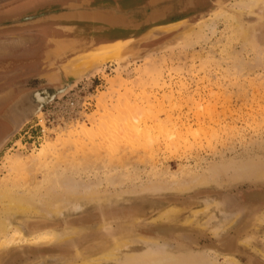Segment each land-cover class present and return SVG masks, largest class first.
Returning <instances> with one entry per match:
<instances>
[{"label": "rangeland", "instance_id": "rangeland-1", "mask_svg": "<svg viewBox=\"0 0 264 264\" xmlns=\"http://www.w3.org/2000/svg\"><path fill=\"white\" fill-rule=\"evenodd\" d=\"M33 1L0 0V12L5 5L19 8ZM186 13L130 24L133 37L111 52H97L96 39L103 33L78 23L75 33L85 39L81 44L89 39L93 47L86 53L82 46L72 48V55L79 54L63 66L61 76L50 71L29 80V86L37 88L60 85L74 75L80 77L0 145V219L9 209L6 202L10 198L33 194L41 203L46 198L41 195L42 187L49 184L51 175L54 179L61 175L62 179L54 185L49 208L52 197L69 198L70 187L82 186L85 181L94 184L98 180L97 191L102 193L98 197L106 201L80 200L77 210L65 201L59 216L16 214L11 221L21 231L17 236L14 230L0 233V264H127L131 255L150 246L145 242L153 234L150 227L161 222L160 215L167 211L176 216L174 221L198 230L189 236L160 239L167 252L189 258L215 252L216 264H228L229 260L233 264H264V202L250 205L243 199L245 192L264 191V0H199ZM9 19L0 18V25L12 29L6 33L16 35L15 28L23 26L28 37L35 34L28 30L33 29L30 23L21 25L18 18ZM172 19L175 22L166 23ZM56 20L60 19L49 16L39 21L60 22ZM162 22L166 24L157 25ZM85 71L89 75H83ZM125 98L132 103L128 107H137L134 115L138 120L131 123H136L134 131L127 128L133 126H125L128 118L120 121ZM4 103L0 109L6 107ZM94 113L102 115L98 123L92 119ZM6 119L7 112L0 111V141L10 131ZM46 140L55 142L51 163L21 178L12 173L16 180L11 175L4 177L9 168L6 155L21 153L24 157ZM55 156H59L58 161ZM211 168L217 171L212 174ZM192 175L198 179L207 175L210 180L206 178L208 183L201 184L192 180V185L184 186ZM179 180L183 188H179ZM8 193L12 195L9 199ZM100 204L116 209L109 212L118 219L100 227ZM80 219L85 220L81 226L92 228L75 241H36L48 237L49 232L64 233ZM35 223L45 228L34 229ZM109 250L108 257L102 256ZM210 256L206 257L211 261Z\"/></svg>", "mask_w": 264, "mask_h": 264}, {"label": "bare ground", "instance_id": "bare-ground-1", "mask_svg": "<svg viewBox=\"0 0 264 264\" xmlns=\"http://www.w3.org/2000/svg\"><path fill=\"white\" fill-rule=\"evenodd\" d=\"M79 12V11H78ZM80 13V12H79ZM79 13H78V17H80V15H79ZM82 13V12H81ZM101 13V12H100ZM157 13V12H156ZM84 14H86V13H84ZM64 15H67V19L68 20H71V19H74L73 17L75 16H70L71 14H69V13H66V14H64ZM72 15H73V13H72ZM82 15V14H81ZM85 16V15H84ZM148 16V15H147ZM163 15H160V17H162ZM92 17H95V18H97V20H102V21H106V22H108V23H119V22H123L124 21V17H122V16H117L116 18L115 17H110V16H107V15H105V14H98V13H93L92 14ZM160 17H158L157 15H153L152 17H149V18H151L152 20H157V19H160ZM86 20H89V17L87 16V19ZM125 25H127V27L129 28L130 27V23H128V24H125ZM81 33V32H80ZM111 39V38H110ZM112 39H114L113 41H109V42H105V43H102V44H100L99 46H98V48L100 49V50H97V52H111V51H114V50H117V48L118 47H120L121 45H122V43L125 41V39H120V37H119V39H117V37L116 38H112ZM115 39H117V40H115ZM55 40V42H57L56 41V39H54ZM77 40V39H76ZM81 40H83V39H81ZM81 40H77V41H81ZM53 41V40H52ZM69 42V43H68ZM56 44V46H54V51L53 52H55V54L56 53H58V52H60L61 50H64V49H68V47H72L71 45H73L71 42H70V40H68V41H65V40H61L60 38L58 39V42L57 43H55ZM55 44H53V45H55ZM71 44V45H70ZM125 44V43H124ZM79 45H81V44H79ZM78 46V45H77ZM92 53V52H91ZM70 71H72V70H70ZM87 71H85V72H83V75H89L88 73H86ZM89 72V71H88ZM90 72H91V70H90ZM86 73V74H85ZM46 97L44 96V95H41V93H39L38 91H36V90H32V91H29V92H27V93H25V94H23L21 97H20V99H18V101H17V104L19 105V107L20 108H16V109H18V110H16L13 106H12V108H11V106H10V108H9V112L7 113V119L6 120H8L9 122H11L10 124L13 126V130H12V132H16L19 128H20V118H21V115L22 116H24V114L22 113L23 112V110H28L30 113L33 111L34 113H36L37 112V110L39 109V107L42 105V102L44 101V99H45ZM146 99V98H145ZM129 100V99H128ZM133 101V100H132ZM146 101V100H145ZM134 102V101H133ZM125 104V105H124ZM124 106L126 107L125 108V110H123V112H122V115L121 116H125V118H122L121 116H120V121H123L122 119H127V122H129L130 120L129 119H131V122H130V124H127V122H126V124H125V126H130L131 125V123H133V121H132V119L133 120H135V119H137L138 117H136L135 118V115L137 114V113H135L136 112V110H137V107H135V109L136 110H134L133 108V106H132V108L131 107H128L129 106V104L131 105L132 103L131 102H127V98H125L124 99ZM145 104V103H144ZM147 104V103H146ZM123 106V107H124ZM134 106H136V105H134ZM139 108V107H138ZM145 108V107H144ZM12 109V111H10ZM20 109H22V110H20ZM140 109V108H139ZM141 109H143V108H141ZM140 109V110H141ZM139 110V111H140ZM142 112L144 111V110H141ZM40 112V110L38 111V113ZM144 113H145V111H144ZM6 113H4V115H5ZM37 114V113H36ZM135 114V115H134ZM139 114V113H138ZM143 114V113H142ZM92 115V117H94V118H92L93 120H94V122L95 123H98L99 122V120L100 119H102V115L101 116H98V114L97 113H94V114H91ZM91 115H90V118H91ZM145 115H146V113H145ZM28 116V115H27ZM96 116V117H95ZM147 116V115H146ZM125 120H124V122H125ZM138 120V119H137ZM94 123V124H95ZM91 124H93V123H91ZM124 124V123H123ZM134 124H136V123H134ZM134 124L133 125H131V126H133L134 127ZM20 125V126H19ZM19 126V127H18ZM125 126H123V128L125 127ZM18 127V128H17ZM188 127V126H187ZM17 128V129H16ZM127 128H129L130 129V131H131V129H132V131H134L135 130V128H136V126L134 127V128H131V127H127ZM140 128V127H139ZM144 128V127H143ZM151 128V127H150ZM186 128V127H185ZM79 129V128H78ZM81 129H82V127H81ZM134 129V130H133ZM141 130H143V129H141ZM187 130V129H186ZM140 131V130H139ZM144 131V130H143ZM11 132V133H12ZM135 132H138L137 130L135 131ZM146 132H148V131H146ZM87 134H88V132H86ZM85 133V134H86ZM139 133V132H138ZM69 134V133H68ZM128 134V133H127ZM137 134V133H136ZM140 134V133H139ZM138 134V135H139ZM89 135V134H88ZM141 135H142V133H141ZM148 135V134H147ZM177 135V134H176ZM5 136V135H4ZM9 136V134L7 135V136H5V137H3L1 140V142H0V145L7 139V137ZM77 136V135H76ZM140 136V135H139ZM149 136V135H148ZM68 137H69V135H68ZM130 136L128 135V138H129ZM133 137V136H132ZM70 139H71V137H69ZM73 138V137H72ZM127 138V139H128ZM131 138V137H130ZM147 138H149V137H147ZM172 138H173V135H172ZM146 139V138H145ZM79 140V139H78ZM113 140V139H112ZM118 140V139H117ZM134 140V139H133ZM138 140V139H137ZM170 140V139H169ZM168 140V141H169ZM171 141H172V139H171ZM183 141V140H182ZM113 142H115V141H113ZM132 142V141H131ZM145 142V141H144ZM170 142V141H169ZM195 142V141H194ZM53 143H55V142H53ZM52 142H50L49 140H46L44 143H42V145L39 147V148H37V149H35L34 151H32L33 153H30V154H28V155H26V156H22V155H20L19 153L18 154H15V156H10V155H6L5 157H4V161L6 162V164L8 165V169H7V173H6V175L4 176L5 178H7L8 179V177L12 174V173H18L17 175L19 176V174H20V178H21V175L22 176H24V175H26V174H30V172L31 171H33L34 170V168H35V170L37 169V168H39V167H43V166H45V165H48L49 163H48V161L51 163L52 161V159H51V157L53 158V156L56 154V148H55V146H54V144H53ZM63 143V142H62ZM136 143V142H135ZM138 143V142H137ZM139 143H141L142 144V142H139ZM165 143V142H164ZM109 144V143H108ZM209 145H210V143H209ZM80 146V145H79ZM112 146V145H111ZM117 146V145H116ZM170 146V145H169ZM175 146V145H174ZM178 146V145H177ZM199 146V145H198ZM114 147V146H113ZM176 147V146H175ZM107 148V147H106ZM109 148H111V147H109ZM178 148V147H177ZM76 149H77V147H76ZM82 149V148H81ZM109 150V149H108ZM36 151V152H35ZM106 151V150H105ZM111 152V151H110ZM112 153V152H111ZM53 155V156H52ZM58 155V154H57ZM60 155H62L61 153H60ZM109 155V154H108ZM115 156V155H114ZM59 157V156H58ZM58 157H56L55 156V158H56V160H57V158ZM107 157H109V156H107ZM152 157V156H151ZM61 158V157H60ZM51 159V160H50ZM63 159V158H62ZM66 159V158H65ZM59 160V159H58ZM57 160V161H58ZM60 161H61V159H60ZM55 162V161H54ZM110 162V161H109ZM56 164L55 165H57V163L58 162H55ZM59 163H63L62 161L61 162H59ZM78 163V162H77ZM219 164V163H218ZM64 165V164H63ZM51 166V165H50ZM52 166H53V164H52ZM245 167V166H244ZM4 168V167H3ZM65 169V168H64ZM220 169V168H219ZM218 169V170H219ZM35 170H34V173H35ZM50 170V169H49ZM164 171V170H163ZM205 171V170H204ZM208 171L209 170H207V174H208ZM210 171H211V173L212 174H214L216 171H217V169L216 168H211L210 169ZM222 171V170H221ZM128 172V171H127ZM51 173V172H50ZM161 173V172H160ZM47 174V173H46ZM196 174V173H195ZM202 174V173H201ZM210 174V173H209ZM17 175H15V176H17ZM119 175H120V172H119ZM230 175V174H229ZM14 175H13V177H14V179L16 178ZM61 176V175H60ZM59 176V178L60 179H62V176L60 177ZM64 176V175H63ZM117 176V175H116ZM182 176H183V174H182ZM193 176V177H192ZM191 177H192V179L190 180L189 178V182L186 180V182H184V184L182 183V181H180V184L182 185H184L185 186V184L187 183L188 185H192V180H194V182L196 183H198V182H200V183H198V184H201L202 182H204V183H206L208 180H210L209 178H207L208 176L207 175H203L204 177L203 178H201L202 177V175H201V177L198 179V177H196V176H194V175H192ZM257 176V175H256ZM12 177V175H11V178H13ZM110 177H111V174H110ZM110 177L108 178V181H111V180H109L110 179ZM209 177H210V175H209ZM5 178H2V181H5ZM19 178V177H18ZM41 178V177H40ZM52 178V179H51ZM51 178L49 179V180H47V181H49L48 183V185L45 187V185L42 187V189L44 188V191H43V194H41L40 192H39V196H40V194L41 195H44L45 197V199H42L41 201L43 202V204L41 205V203H40V201H36V200H34V197H33V194H30L29 195V197H22V198H10V196H12L11 195V193L8 195V199L10 198V200L8 201V202H6L7 204H8V207H9V209L6 211V213H4V211H5V209H4V211H3V209L1 210V212L3 211V213L5 214L4 215V217L3 218H1L0 219V233L1 234H4V233H7L9 230H14V232H15V234H14V236H17L18 235V233L21 231V228L17 225V226H15L13 223H12V221H11V219H12V217H14V216H16V214H31V213H41L42 214V216H45V215H47V214H51V213H54L55 215L57 214H59V213H61V210L63 209V208H65V206H66V202L65 201H68L69 203H68V205L69 206H71V209H72V207L74 208V209H76V208H79L80 209V200H87V201H90V203L93 201V200H95V199H97V201H101L102 202V200H103V198L102 197H98V196H100L102 193H100V195L98 194V191H97V185H99V183L100 182H97V183H95L96 181H98V180H96L95 182H94V184L92 183L91 184V182H87L86 184H84V183H82L83 185L82 186H79V187H77L76 185H73L74 187H70V185H69V187L72 189V191L70 192V194H69V198H67L66 196H64V199L62 198V199H60V198H55V197H52V199H53V203H51L52 205L50 206V208H49V206H48V202H51V192H52V190H53V188H54V185H56V184H59L58 182H61V180H59V178H53L52 177V175H51ZM88 178V177H87ZM207 178V181L205 182V179ZM212 178H214L213 176H212ZM215 178H216V176H215ZM6 179V180H7ZM78 179V178H77ZM104 179H105V177H104ZM107 179V178H106ZM117 179V178H116ZM115 179V180H116ZM228 179V178H227ZM237 180H238V178H236ZM259 179V178H258ZM10 180V179H9ZM16 180V179H15ZM20 180V179H19ZM54 180V181H53ZM67 180V179H66ZM83 180V179H82ZM113 180V179H112ZM114 180V181H115ZM216 180H218V179H216ZM41 181V180H40ZM89 181V180H88ZM100 181V180H99ZM102 181V180H101ZM213 181H214V179H213ZM231 181V180H230ZM239 181V180H238ZM6 182V181H5ZM10 182V181H9ZM38 182V181H37ZM112 182V181H111ZM116 182V181H115ZM168 182V181H167ZM170 182H171V180H170ZM191 182V183H190ZM193 182V183H194ZM209 182H212V181H209ZM232 182V181H231ZM18 183V182H17ZM22 183V182H21ZM63 183V182H62ZM67 183V182H66ZM69 183V182H68ZM90 183V184H89ZM110 183V182H109ZM117 184H118V182H116ZM173 183H174V181H173ZM190 183V184H189ZM196 183V184H197ZM208 183V182H207ZM214 183H215V181H214ZM2 184V183H1ZM6 184V183H5ZM4 184V185H5ZM12 184V183H11ZM16 184V183H15ZM112 184V183H111ZM120 184V183H119ZM179 184V185H180ZM60 185H62V184H60ZM58 186V187H61V186ZM110 185V184H109ZM178 185V186H179ZM180 185V186H181ZM183 185H182V187H179V188H183ZM187 185V186H188ZM67 186H68V184H67ZM66 186V187H67ZM194 186V185H193ZM6 187H7V185H6ZM26 187V186H25ZM135 187V186H134ZM189 187V186H188ZM192 187V186H191ZM190 187V188H191ZM146 188V187H145ZM155 188H157V187H155ZM176 188V187H175ZM185 188H187V187H185ZM184 188V189H185ZM28 189V188H27ZM148 189V188H147ZM163 189V188H162ZM187 189H189V188H187ZM39 190V189H38ZM99 190V189H98ZM138 190V189H137ZM144 190V189H143ZM179 190H183V189H179ZM186 190V189H185ZM29 191V190H28ZM122 191V190H121ZM132 191V190H131ZM130 191V192H131ZM30 192V191H29ZM45 192V193H44ZM101 192V191H100ZM129 192V193H130ZM18 193V192H17ZM128 193V192H127ZM128 193V194H129ZM98 194V195H97ZM110 194V193H109ZM108 194V195H109ZM116 194H118V193H115V195ZM122 194H125V192L124 193H122ZM131 194V193H130ZM114 194H113V196H115ZM107 196V195H106ZM105 196V197H106ZM42 197V196H41ZM108 198H109V196H107ZM116 197H119V196H116ZM37 198H39V197H37ZM36 198V199H37ZM107 198V199H108ZM68 199V200H67ZM100 199V200H99ZM238 199V198H237ZM243 199H244V201H245V203L246 204H250V205H254V204H259V203H262V202H264V191H251V192H245V194H244V196H243ZM40 200V199H39ZM45 200V201H44ZM105 200V199H104ZM104 200H103V202H104ZM106 201V200H105ZM98 202V203H99ZM83 203V202H82ZM88 203V202H87ZM93 203H94V201H93ZM67 205V206H68ZM83 205V204H82ZM97 205V204H96ZM7 206V205H6ZM247 206V205H246ZM51 207H52V209H51ZM113 209L112 207H106V206H104V205H102V204H100L99 206H98V210H99V215H98V218L100 219V221H101V223H100V227H101V224H102V226L104 227V226H107L108 224H107V222H109V221H111V220H114L115 219V217H116V219H118V217L117 216H112V215H110V212L109 211H111V209ZM169 209V208H168ZM50 210H52V211H50ZM64 210V209H63ZM77 210V209H76ZM113 210H116V209H113ZM167 211V210H166ZM63 212V211H62ZM114 212V211H113ZM116 212V211H115ZM40 214V215H41ZM112 214V213H111ZM177 214V213H176ZM2 215V214H1ZM34 215V214H33ZM59 216V215H58ZM214 217V216H213ZM212 217V218H213ZM261 217H262V215H261ZM174 218H176V216L175 215H173L171 212H169V211H167V212H164L162 215H160V220H161V222H154V224L152 225V227H150V230L151 231H153L152 233V235L150 236V237H148V239H150V240H146L145 242H147L150 246H147L146 248H145V250L143 251V252H141L140 254H137V255H135L134 257H131L130 256V258H129V261H128V263L127 264H216L215 262V260H216V256H215V252H213V254H211V256L210 255H208V254H206V256L207 257H211L210 259H211V261H213V262H211L205 255L203 256V254H201L202 256H194V257H186V255H184V254H182V253H172V252H167L166 250H165V248H164V245H160V243L158 242L160 239H164V238H169V236H173V237H175L176 236V238L177 237H182V236H185V235H190L192 232H195V231H198V230H194V229H190L189 227H188V225L187 224H185V222H183V223H178V222H176V221H174L175 219ZM208 218H210V217H208ZM211 218V219H212ZM248 218V217H247ZM256 218V217H255ZM136 219V218H135ZM138 219V218H137ZM177 219V218H176ZM210 219V220H211ZM263 219H264V215H263ZM132 220V219H131ZM207 220H209V219H207ZM207 220H206V222H207ZM258 220H260V219H258ZM134 221V220H133ZM135 221H137V220H135ZM134 221V222H135ZM145 221V220H144ZM262 221V220H261ZM264 221V220H263ZM262 221V222H263ZM138 222V221H137ZM257 222H259L260 223V221H257ZM80 223H82L83 225L85 224V220H83V219H80V220H78L77 221V224H72V226L71 227H68V228H66V231H64V233H57V232H55V231H53L52 233L51 232H49V236L48 237H46L45 239H41V238H39V239H36V241H38L39 243H42V244H44V243H48V242H51V241H55V240H58V241H60V240H62V239H66L67 241L68 240H70V241H75L74 239H77L79 236H81L80 234H83V232L84 231H89V230H91V228H90V226H87V225H85V226H81V224ZM112 223V222H111ZM127 223V222H126ZM220 223V222H219ZM223 222H221V224H222ZM39 223H35V224H33V228L34 229H43V228H45V225H42V223L41 224H39ZM133 224V223H132ZM202 224V223H201ZM207 224H208V222H207ZM255 224V223H254ZM258 224V223H257ZM98 225H99V223H98ZM217 225V224H216ZM224 225V224H223ZM148 226V225H147ZM150 226V225H149ZM217 227H218V225H217ZM216 227V228H217ZM221 227V226H220ZM46 228H48V227H46ZM147 228H149V227H147ZM222 228V227H221ZM101 229V228H100ZM103 229V228H102ZM105 229H106V227H105ZM108 229V228H107ZM109 230V229H108ZM145 230V229H144ZM149 230V231H150ZM200 230V229H199ZM218 231H220V229L218 230ZM122 233V232H121ZM131 233V232H130ZM133 233V232H132ZM196 233V232H195ZM212 233V232H211ZM216 233V232H215ZM119 234V233H118ZM136 234V233H135ZM100 235V234H99ZM138 235V234H137ZM192 235V234H191ZM14 236H12L13 237V239L15 240V238H14ZM154 236V237H153ZM12 237H10L9 239L11 240L12 239ZM113 237V236H112ZM139 237H141V236H139ZM248 237V236H247ZM245 238L244 239V241H247V239L248 238ZM111 238V237H110ZM152 238V239H151ZM138 239V238H137ZM10 240H9V242H6L3 246L5 247H7V245L10 243ZM236 241V240H235ZM241 241H243V239L241 240ZM15 243V242H14ZM144 243V242H143ZM163 243V242H162ZM35 244V243H34ZM152 244H155L156 246H157V248H152L151 247V245ZM231 245V244H230ZM246 245V244H245ZM3 246H1L2 248H3ZM78 246V245H77ZM116 246H117V243H116ZM9 247V246H8ZM38 247V246H37ZM79 247V246H78ZM76 248V247H75ZM113 248H115V247H113ZM169 248V247H168ZM14 249V248H13ZM216 249L218 250V248L216 247ZM214 250V249H213ZM9 251V250H8ZM11 251V250H10ZM78 251L79 250H77V253H78ZM83 251V250H82ZM219 251V250H218ZM231 252V251H230ZM81 253V252H80ZM79 253V254H80ZM7 254V253H6ZM36 254V253H35ZM109 254H111V251L109 250L108 252H104V254L102 255V256H107V255H109ZM124 254V257H125V253H123ZM122 254V255H123ZM234 254V253H233ZM128 255V254H127ZM24 256V255H23ZM112 256V255H111ZM109 257V258H111L112 259V257ZM114 256V255H113ZM4 257V256H3ZM78 257V256H77ZM103 257V258H104ZM108 257V256H107ZM206 257V258H205ZM98 258H102V257H98ZM114 258V257H113ZM127 258V257H126ZM106 259V258H105ZM128 259V258H127ZM207 259V260H206ZM227 259V258H226ZM229 259V258H228ZM228 259H227V261H228ZM231 259V258H230ZM20 260V259H19ZM98 260V259H97ZM96 260V261H97ZM107 260V259H106ZM114 260V259H113ZM125 260V259H124ZM13 261H14V259H13ZM94 262V261H93ZM126 262V261H125ZM124 262V263H125ZM7 263V262H6ZM228 264H233L232 263V260H229L228 262H227ZM126 264V263H125Z\"/></svg>", "mask_w": 264, "mask_h": 264}, {"label": "flooded vegetation", "instance_id": "flooded-vegetation-1", "mask_svg": "<svg viewBox=\"0 0 264 264\" xmlns=\"http://www.w3.org/2000/svg\"><path fill=\"white\" fill-rule=\"evenodd\" d=\"M197 1L199 0H34L31 4H27L19 8L13 6L12 4L5 5V8L2 9L0 12V18L3 16L4 18H10L9 20L12 19L16 20V18H18L19 21H21L20 23L21 25L23 23H30L33 29H28V30H31L30 33H35V34H31L29 36L30 38L28 37L29 32L24 34L26 38L25 41L26 45L29 46L27 48V52L23 56L24 59L26 60L24 62L25 65L24 70L19 72L17 75L13 74V78H14L13 80L12 79L6 80V83L5 84L3 83V86H6V84L9 85L12 82L15 83L19 81L20 83H22L19 89L20 92L13 93V95L7 98L6 103H4L6 104L5 105L6 107L0 109V111H4L8 113L10 106L12 108L13 105L15 109L17 107L20 108L19 105L17 104L18 98L22 96L24 93H27L31 90L36 89L40 91L41 95H44L41 91V89H43L44 87H37V88H35L36 86L30 87L29 80L37 79L43 73L45 72L48 73L50 71H54L61 76L63 74L62 72L63 66H66L68 61L71 62L72 58L77 57L79 54L78 52H75V54L72 55L71 52L72 48L76 49L78 48V46H82L83 47L82 49L85 50L84 52L86 53L87 49L93 47V44L91 43L92 41H90L89 39H86L85 44L83 43L81 44L80 41H77L83 39L78 32L75 33V30L78 29L76 27L79 26L78 23H80L82 16L86 15L88 17H91L93 13H98V14L103 13L107 16H110L111 18L112 17L116 18L117 16L124 17L123 25L128 23L144 24L146 23V21L147 22L154 21L151 18H149L152 17L153 15H157L158 17H160V15H163L164 17V16H173V15H183L184 12L185 14H187L186 11L190 9L192 5L196 4ZM66 13L71 14L70 16L75 15L73 17L74 19H71V27L76 28L74 29L73 32L67 33L64 31L66 26L67 28L68 26L70 27L68 23L62 21L64 19L61 20L62 16ZM78 13L80 17L77 16ZM49 16L54 17V19L59 16L60 20H56V21H60V22H55L53 24L49 22L47 24H44L43 21L42 22L39 21L40 19ZM173 22H175V19L169 20L166 23L171 24ZM166 23L162 22L157 25H162ZM93 24H94L93 19L87 20L86 22V25L88 26L89 25L93 26ZM6 25L7 24L0 25V28L3 26V29L2 28L0 29V33H4L9 30H12V29H6L8 27ZM27 27L29 26L26 25V28ZM20 29H24V27L23 26L19 27V29L15 28V31ZM46 31H51V32L46 34ZM102 33H103L102 36L96 39L98 40V45L114 40V39H108V37H106L107 36L106 32H102ZM59 38L61 40H65V39L71 40V43L74 44L73 45L70 44L72 46L71 48L68 47V49L61 50L60 52L55 54V52H53L55 49L54 46H56L55 43L58 42ZM54 39H56L57 42H55ZM117 39H119V37H117ZM83 40L81 41L83 42ZM84 52H80V53H84ZM88 53L92 54L90 51H88ZM43 103L44 101L42 102V104ZM10 111H12V109ZM22 113L24 114V116L21 115L20 125L24 124V122L28 118L27 115L30 114L28 110H23ZM10 123L11 122H9V124ZM12 130H13V126L10 124V131L5 134V136L9 134L7 139L15 133L12 132Z\"/></svg>", "mask_w": 264, "mask_h": 264}, {"label": "crops", "instance_id": "crops-1", "mask_svg": "<svg viewBox=\"0 0 264 264\" xmlns=\"http://www.w3.org/2000/svg\"><path fill=\"white\" fill-rule=\"evenodd\" d=\"M83 18H81L82 20ZM70 27H65V30H71ZM67 31V32H68ZM16 35H11L6 32L0 33V103L6 102L13 93H19L22 83L19 81L3 86L6 80H13V74L17 75L24 70V55L27 52L26 38L24 30H16ZM65 41H68L65 39ZM71 42V40H70ZM69 43V42H68ZM10 78V79H9ZM18 90V91H17Z\"/></svg>", "mask_w": 264, "mask_h": 264}, {"label": "water", "instance_id": "water-1", "mask_svg": "<svg viewBox=\"0 0 264 264\" xmlns=\"http://www.w3.org/2000/svg\"><path fill=\"white\" fill-rule=\"evenodd\" d=\"M67 15H63L61 19H64V21H67L68 24H71V20H68ZM81 18H83L82 20H80V23L82 24H86L87 22V16H82ZM57 19H60V17L58 16ZM93 19V27L94 30L96 31V33H100L102 34V32H106L107 35L109 36V38H116V37H120V39H125L128 40L130 37H133V27L130 26L129 28L127 27V25H123V22H119V23H108L106 21H100L97 20V18L95 17H89V20ZM147 23V21H146ZM80 78V77H79ZM76 77V75L68 78V80L63 81L60 85L54 86V87H44L43 89H41L42 93L44 94V96L46 97L44 99V103L39 107V109L37 110L36 113H38V111L43 108V106L48 103L49 101H52L55 97H59L63 94H65L68 89L79 79ZM25 94V93H24ZM21 97V96H20ZM20 97L18 99H20ZM36 113H34L33 111L28 115V118L26 119V121H28L32 116L36 115ZM25 121V122H26ZM24 122V123H25ZM23 125V124H22ZM21 125V126H22ZM151 231V230H150ZM153 232V231H151ZM21 251H26V249H22ZM32 253H37V251H32ZM9 258H7L8 260Z\"/></svg>", "mask_w": 264, "mask_h": 264}]
</instances>
